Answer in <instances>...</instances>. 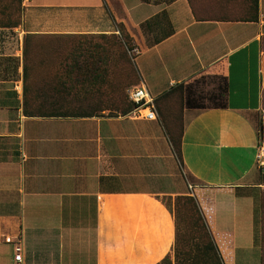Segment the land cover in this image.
<instances>
[{
	"label": "crops",
	"instance_id": "0c3cea01",
	"mask_svg": "<svg viewBox=\"0 0 264 264\" xmlns=\"http://www.w3.org/2000/svg\"><path fill=\"white\" fill-rule=\"evenodd\" d=\"M21 4L19 25L0 24V264H16L19 240L22 264H176L165 200L178 196L198 199L224 264H264V0L258 10L253 0ZM163 11L173 33L154 44L158 28L143 23ZM116 21L154 98L203 73L227 77L226 107H185L182 162L160 117L30 113L36 42L61 50L67 36L112 33Z\"/></svg>",
	"mask_w": 264,
	"mask_h": 264
},
{
	"label": "rangeland",
	"instance_id": "374dc122",
	"mask_svg": "<svg viewBox=\"0 0 264 264\" xmlns=\"http://www.w3.org/2000/svg\"><path fill=\"white\" fill-rule=\"evenodd\" d=\"M0 9L14 14V17L0 19V24L11 26L22 22L21 0H0ZM116 22L112 33L67 36L62 40L61 50H48L43 46L47 42L44 39L36 42L40 45L30 52L35 74L30 77L29 86L35 90L37 104L47 97L50 101L58 102L56 110L63 106L61 109L69 108L70 114H122V109L131 104L129 89L139 84L140 79L135 63L138 55L135 51L136 43L130 37L128 41L133 48H129L125 38L129 33L120 22ZM213 77L201 75L190 83L205 95L216 86L224 84L222 73ZM212 79L217 80V84L211 83ZM65 88L70 90L68 104L62 103ZM179 94H173L172 103L175 105V117L181 119L182 103L186 101L181 102ZM156 105L159 114L157 100ZM257 126L264 143V111L257 115ZM165 201L179 224L181 240L178 245L183 252L188 248L187 240L192 239L188 212L192 206H185L183 201L178 202L176 198Z\"/></svg>",
	"mask_w": 264,
	"mask_h": 264
},
{
	"label": "trees",
	"instance_id": "16d2710c",
	"mask_svg": "<svg viewBox=\"0 0 264 264\" xmlns=\"http://www.w3.org/2000/svg\"><path fill=\"white\" fill-rule=\"evenodd\" d=\"M145 2H149L151 0H143ZM253 6L256 10H258V0H253ZM123 25V24H122ZM155 25L159 32L154 36L152 43H159L172 35L173 28L171 27V21L169 15L166 11H163L154 18L147 20L143 23V26L153 27ZM169 26V28L167 27ZM124 26V25H123ZM131 35L126 34L125 38L127 43L129 44V48H133L131 43H129L128 39H130ZM205 75L209 76V78H214L212 74H200L198 76ZM198 76L195 78L178 84L177 86L172 87L169 91L165 92L160 97L156 98L158 106H159V117L165 127V130L169 136V139L172 143L173 150L177 156V158L182 162L183 154H182V137L184 131V110L185 107L195 108V109H207V108H224L227 106V86L228 81L227 77L224 76V84L223 86L220 84L216 86L213 90H210L207 94L203 95L199 90L194 88L192 85L193 82ZM206 80V78H205ZM205 80L203 83H205ZM200 83V82H197ZM211 83L217 84V80H211ZM137 85V84H136ZM196 87V86H195ZM66 89V88H65ZM175 92H180L179 97L181 102H184L186 106L182 103V111H181V119L175 117V105L172 103L173 94ZM64 96L62 97V103L68 104L67 102L70 99V90L66 89L63 92ZM36 101V99H35ZM130 105L126 106L122 109V114L130 113L135 104L129 99ZM208 101V103H206ZM58 102L52 100H48L47 98H43L38 104L30 103L33 110L30 113H34L36 116H75V117H88L95 116L96 114H70V109L62 110L61 107L59 110L55 109ZM170 103L172 106H170ZM184 107V108H183ZM115 116V115H112ZM177 201H183L184 205L192 206L188 209L190 214L191 224L189 225V231L191 233V240H187V249L180 250L179 241V224L177 222V240L175 247V260L176 264H224L223 257L213 235V232L208 224L207 218L203 212V209L195 196H178ZM194 210V211H193ZM185 255V256H184ZM183 256L184 258H182ZM167 258L166 260H168ZM169 261V260H168ZM170 262V261H169ZM171 264V262L169 263Z\"/></svg>",
	"mask_w": 264,
	"mask_h": 264
},
{
	"label": "built area",
	"instance_id": "2783aa9c",
	"mask_svg": "<svg viewBox=\"0 0 264 264\" xmlns=\"http://www.w3.org/2000/svg\"><path fill=\"white\" fill-rule=\"evenodd\" d=\"M138 53V49H135ZM129 99L135 104L134 109L129 115L134 119L156 120L159 118L157 111L156 98H154L148 91L144 84L133 86L128 91ZM257 161L259 166L264 170V145H261L257 154ZM194 186L190 185V189ZM23 241L19 240L15 246V260L16 264L23 263Z\"/></svg>",
	"mask_w": 264,
	"mask_h": 264
}]
</instances>
